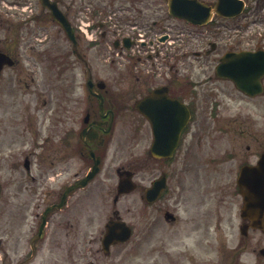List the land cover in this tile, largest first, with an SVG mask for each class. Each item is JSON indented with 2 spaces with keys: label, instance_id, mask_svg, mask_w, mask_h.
<instances>
[{
  "label": "flooded vegetation",
  "instance_id": "flooded-vegetation-1",
  "mask_svg": "<svg viewBox=\"0 0 264 264\" xmlns=\"http://www.w3.org/2000/svg\"><path fill=\"white\" fill-rule=\"evenodd\" d=\"M51 1L59 5L74 31L85 21L89 32L102 33L104 39L114 37L112 48L120 53L125 47L121 41L124 35L134 36V46L135 38L142 33L173 32L170 25L175 20L168 12L169 0ZM202 1L208 5L217 2ZM263 9L264 3L259 4L256 14ZM38 12L39 20L56 24L59 36L62 28L51 13L43 7ZM152 16L159 23L151 24ZM187 26L184 23L183 27ZM19 38V32L9 28L8 39L14 44ZM45 40L48 47L55 48L60 71L50 72L48 79L72 83L65 91L68 97L59 96L53 114L45 112L42 121L39 115H28L29 130L35 121L42 127L34 138L36 142L31 147L26 144L9 151L11 159L23 160L14 164L18 174L9 178L4 194L0 188V209L4 205L6 215L7 264H59L63 259L78 264L101 252V248L93 247L94 241L85 238L89 234L77 237L79 216L87 219V224L97 216L91 202L93 192L87 190L98 187L81 188L82 194L70 191L63 207L58 205L97 160L100 172L118 163L125 145L133 147L130 167L140 199L159 177L165 176L167 182L155 203H136L144 206L136 213L143 215L139 227L145 229L144 239L153 235L151 218L163 199L174 202L175 212L182 209L193 230L200 229L209 215L218 226L223 219L237 221L239 227L249 224L242 218L241 192L246 190L240 187L239 178L243 168L258 166L264 155V77L261 94L251 97L230 80L218 77L216 69L227 53L261 52L264 56V19L261 30L256 28L239 48L225 44L216 32L195 28L190 33L187 27L174 61L163 60L158 66L148 67L140 63L137 67L135 63L141 59L134 63L123 58L120 64L128 67L127 74L102 67L100 61L94 60L90 43L82 37L77 36V53L72 50L63 55L55 34H48ZM48 47L39 62L50 59ZM19 66L18 59L12 69ZM77 82H83L85 89L78 90ZM49 103L44 100L43 106ZM165 152L170 154L163 155ZM78 160L83 161L84 170L77 169ZM19 165L24 169L19 170ZM117 166L116 172L126 170ZM249 184L251 190L264 192V174ZM175 212L172 224L180 220ZM44 217L46 224L42 228ZM110 219L122 220L120 213ZM254 239L240 237L231 264L264 263V237H256L253 243ZM128 242L116 243L110 251Z\"/></svg>",
  "mask_w": 264,
  "mask_h": 264
},
{
  "label": "rangeland",
  "instance_id": "rangeland-1",
  "mask_svg": "<svg viewBox=\"0 0 264 264\" xmlns=\"http://www.w3.org/2000/svg\"><path fill=\"white\" fill-rule=\"evenodd\" d=\"M26 1L0 0V50L12 52L20 61L19 67L7 69L0 78V185L3 188L9 184L10 177L18 174V171L13 169L15 167L13 165L22 160V157L18 160L4 159L5 155L15 147L26 144L31 147V144L36 142L34 138L38 137L42 130L37 121L32 130H29L31 120L28 115H39L42 121L45 112L49 111L53 114L57 109L59 96L64 95L62 91L69 89L68 85L71 83L69 81L55 83L54 80L47 79L50 72H60L57 68V55L54 54L55 48L40 44L39 38L50 33L55 34L62 55L69 51V46L71 49V45L64 33L57 35L58 29L53 24L28 21L26 16L17 13L16 9L21 3L26 5ZM32 2L35 6V1ZM19 22L20 29L17 28ZM12 25L14 29H18L20 36L14 44L8 39L9 28ZM32 29L34 31L29 33ZM47 47L53 51L50 59L45 63L39 62L41 53ZM59 86L62 90L58 89ZM77 89H82L81 82ZM44 100L50 103L43 106ZM80 168L84 170L85 165L78 160L77 169ZM22 169L23 166L19 170ZM73 173L74 170H71V176ZM117 184V177L108 172L100 175L91 184L93 187H98L92 196L94 201L101 205L97 208L98 214L91 224L86 223L87 219H82L77 237H83V234L93 236L94 232L103 229L104 223L111 214V208H114L113 191H116ZM137 202H139L138 194L122 199L118 209L127 222L137 224L142 220V214L136 215ZM173 204L174 202L166 201L158 206L157 217L152 216L155 224L153 235L144 242L141 229L138 227L134 240L125 248L114 250L111 258L98 255L94 258L81 259L78 264H87L90 261H94L95 264H231L238 238L243 237L238 229V222L230 223L227 219H223L218 226L214 225L212 216L209 215L205 217L204 224L200 225L201 229L193 230V227L186 223L182 209L178 208L176 211L181 215L180 223L174 227L164 217L166 211L175 210ZM3 216H5V207L0 209V264H7L5 253L7 231ZM250 237H255L253 240L255 243L256 237H264V233H253ZM85 238L94 241L95 246H99V241L94 239L100 237ZM59 264L74 263L63 259Z\"/></svg>",
  "mask_w": 264,
  "mask_h": 264
},
{
  "label": "water",
  "instance_id": "water-1",
  "mask_svg": "<svg viewBox=\"0 0 264 264\" xmlns=\"http://www.w3.org/2000/svg\"><path fill=\"white\" fill-rule=\"evenodd\" d=\"M52 10L54 11V15L56 18H58L59 20L61 19L62 23L64 26H66L64 24V18L63 16H61L60 12L57 10V8L54 5H49ZM172 7V6H171ZM196 8L198 10H202V16L206 17L207 13H209V9H203L200 6H196ZM63 18V19H62ZM193 23L198 24L200 21L195 20V19H190ZM69 35L72 37V33L70 30H67ZM6 63H10L9 57L4 55V54H0V71L2 70V67L4 64ZM230 67V69L227 71V75L229 78H231L232 80H234L236 82V84L238 85V87L243 90L244 92H249L248 88L250 86V82L249 79L247 78V54H240V55H235L232 57H228L225 61V63L221 64V66L219 67V69L221 71L225 69H228ZM253 80V87L255 88V93H257V91H259L258 89V82L257 79L255 77L252 78ZM95 174V171L93 173H91L82 183L81 185H85L88 180H90L91 178H93ZM129 188H132L131 185H128L127 183H124L123 186H121V190L122 192H126L129 190ZM159 189H157L156 191H158ZM153 192V191H152ZM152 192L149 191L148 193V198L151 197ZM254 196L250 195L245 197L246 201H248V205L250 207V211L254 213V217H260L261 214L264 211V204H258L256 201H260L263 203L264 201V194L261 195H257V193H253ZM256 226V225H255ZM125 232L123 231L121 234H117L115 231H112L110 226H109V231H108V235L107 237H122V235Z\"/></svg>",
  "mask_w": 264,
  "mask_h": 264
}]
</instances>
